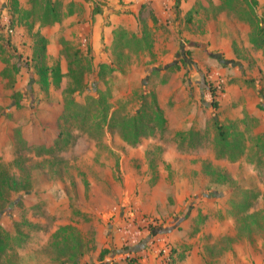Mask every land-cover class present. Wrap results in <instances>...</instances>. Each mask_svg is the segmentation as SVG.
I'll return each instance as SVG.
<instances>
[{"label": "rangeland", "instance_id": "obj_1", "mask_svg": "<svg viewBox=\"0 0 264 264\" xmlns=\"http://www.w3.org/2000/svg\"><path fill=\"white\" fill-rule=\"evenodd\" d=\"M6 1L0 171L19 185L0 224L18 236L12 264H264V0L175 1L171 23L143 22L145 36L119 34L98 57L76 38L34 56L45 0L18 13ZM54 1L85 19L76 0Z\"/></svg>", "mask_w": 264, "mask_h": 264}, {"label": "crops", "instance_id": "obj_2", "mask_svg": "<svg viewBox=\"0 0 264 264\" xmlns=\"http://www.w3.org/2000/svg\"><path fill=\"white\" fill-rule=\"evenodd\" d=\"M175 1L177 2V0H98L97 2L76 0L77 8L84 9L83 22H79L80 10L71 9L68 13L69 10L65 6L67 11L64 19L51 26L58 29L65 27V32L57 37L50 36L48 34L50 25L42 26L41 32L50 42H55L56 39L69 41L76 38L83 42V46H87V53L98 57L101 51L113 46L122 30L141 37L144 35L143 22L151 21L159 25L161 22L171 23L167 18L173 15ZM90 3H95L96 6L93 4L90 6ZM7 8L8 6L5 7ZM74 21L75 24L72 26L71 22Z\"/></svg>", "mask_w": 264, "mask_h": 264}, {"label": "trees", "instance_id": "obj_3", "mask_svg": "<svg viewBox=\"0 0 264 264\" xmlns=\"http://www.w3.org/2000/svg\"><path fill=\"white\" fill-rule=\"evenodd\" d=\"M180 0H177V3L179 4ZM34 6L33 8L30 10L33 12V10H35V2L36 0H32ZM248 3L250 4V6L252 8H254L257 4V0H248ZM62 3L61 2H56L54 0H45V5H44V11H43V15L40 17V21H41V26H45V25H53L57 22L62 21L63 17L65 16V14L63 15L62 13ZM8 9L14 13H18L20 11H22V7H21V1L20 0H8ZM68 10L70 13L71 12V7L68 6ZM30 11H25V15L24 16H28L30 15ZM35 12V11H34ZM261 30H264V27H261ZM121 35L123 34H128L130 35L126 30H122L120 32ZM145 34V33H144ZM37 35V44L38 47L35 50V54L34 56H44L47 53V43H48V39L46 38V36H44L42 34L41 31H37L36 32ZM133 37H137L136 34H132ZM145 36V35H144ZM118 40V39H117ZM63 42H69L66 40H62ZM79 52L77 53V56H79ZM35 58V57H33ZM104 65H102L103 67ZM49 70L52 71V74L55 75L56 79H61L62 76V67L58 65V67H53L50 68ZM73 72V69H71ZM6 70L3 71V74L6 75ZM83 70H81V74H83ZM212 94L215 96L216 92L214 89H212ZM74 102V101H72ZM217 102V101H215ZM215 105H217V103H215ZM153 113L156 117V121L159 124L164 125V123L166 122V119L162 117V111L161 108L159 106V104L157 103L156 99L155 102L153 104ZM105 119V118H104ZM18 185L19 183L17 182V180L12 177L9 173H4L0 171V211L2 208V201L1 198L4 196V193L6 192V190H17L18 189ZM69 228L64 226L61 227L60 230H65ZM59 232V231H58ZM58 233H56L57 235ZM18 238L17 235H13L12 233H10L9 231H7L1 224H0V264H12L11 258L9 256V250L12 246V243L14 240H16ZM107 252V249H103L100 253V256L103 257L105 255V253Z\"/></svg>", "mask_w": 264, "mask_h": 264}]
</instances>
